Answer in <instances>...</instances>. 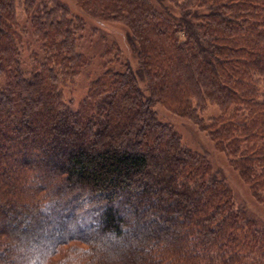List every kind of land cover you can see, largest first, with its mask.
<instances>
[{"label":"trees","instance_id":"1","mask_svg":"<svg viewBox=\"0 0 264 264\" xmlns=\"http://www.w3.org/2000/svg\"><path fill=\"white\" fill-rule=\"evenodd\" d=\"M75 1L0 0V264H264V220L155 109L264 207V0ZM90 20L131 55L107 43L75 105Z\"/></svg>","mask_w":264,"mask_h":264},{"label":"rangeland","instance_id":"2","mask_svg":"<svg viewBox=\"0 0 264 264\" xmlns=\"http://www.w3.org/2000/svg\"><path fill=\"white\" fill-rule=\"evenodd\" d=\"M62 1L72 9L73 13H80V15H82V10L75 0ZM18 17L21 24H27L24 19L22 8L18 10ZM27 34L26 39L32 43V46H35L36 44L30 31ZM113 42L117 43L125 55H131L126 40V29L124 26L118 23H97L94 20L89 21L88 28L85 31V36L82 41V48H84L88 55L93 56L92 62H90L85 72L79 76L73 84L68 85L65 89V97L72 100L75 105L86 94L87 84L90 79L101 71L103 65L101 53L106 44ZM155 109L158 111L161 119L174 125V127L182 134L183 142L186 145L195 150L203 151L208 155L213 165L220 170L232 185L237 202H245L254 214L264 220V207L253 200L249 187L243 182L237 171L229 164L228 157L215 148L214 143L207 137V135L187 119L173 114L165 107L155 105Z\"/></svg>","mask_w":264,"mask_h":264}]
</instances>
